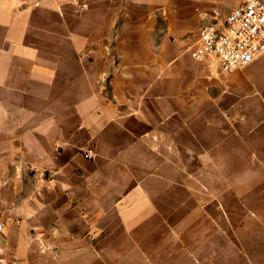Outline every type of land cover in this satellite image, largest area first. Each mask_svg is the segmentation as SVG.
I'll return each instance as SVG.
<instances>
[{
	"label": "crops",
	"instance_id": "0c3cea01",
	"mask_svg": "<svg viewBox=\"0 0 264 264\" xmlns=\"http://www.w3.org/2000/svg\"><path fill=\"white\" fill-rule=\"evenodd\" d=\"M243 1L0 0V264H264V52L192 56Z\"/></svg>",
	"mask_w": 264,
	"mask_h": 264
},
{
	"label": "built area",
	"instance_id": "2783aa9c",
	"mask_svg": "<svg viewBox=\"0 0 264 264\" xmlns=\"http://www.w3.org/2000/svg\"><path fill=\"white\" fill-rule=\"evenodd\" d=\"M200 19L199 39L192 49L195 59L210 57L227 72L247 66L264 52V0H244L226 16L215 8L211 14L202 12ZM83 156L92 158L94 151L83 150Z\"/></svg>",
	"mask_w": 264,
	"mask_h": 264
}]
</instances>
